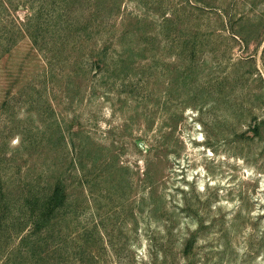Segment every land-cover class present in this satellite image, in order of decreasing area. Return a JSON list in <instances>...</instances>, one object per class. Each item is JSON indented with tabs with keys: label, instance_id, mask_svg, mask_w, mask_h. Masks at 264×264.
<instances>
[{
	"label": "rangeland",
	"instance_id": "374dc122",
	"mask_svg": "<svg viewBox=\"0 0 264 264\" xmlns=\"http://www.w3.org/2000/svg\"><path fill=\"white\" fill-rule=\"evenodd\" d=\"M0 264H264V0H0Z\"/></svg>",
	"mask_w": 264,
	"mask_h": 264
}]
</instances>
